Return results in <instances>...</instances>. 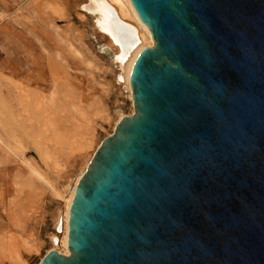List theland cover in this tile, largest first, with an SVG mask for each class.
I'll use <instances>...</instances> for the list:
<instances>
[{"label": "water", "instance_id": "95a60500", "mask_svg": "<svg viewBox=\"0 0 264 264\" xmlns=\"http://www.w3.org/2000/svg\"><path fill=\"white\" fill-rule=\"evenodd\" d=\"M130 2L154 40L133 114L78 180L70 254L40 264H264V0Z\"/></svg>", "mask_w": 264, "mask_h": 264}, {"label": "rangeland", "instance_id": "374dc122", "mask_svg": "<svg viewBox=\"0 0 264 264\" xmlns=\"http://www.w3.org/2000/svg\"><path fill=\"white\" fill-rule=\"evenodd\" d=\"M0 12V91L17 112L26 95L56 104L36 108L24 101L25 133L14 150L0 142V264H40L64 207L57 192L113 134L117 111L132 113L133 100L116 81L105 41L92 35L91 20L73 0H0ZM85 139L91 146L82 147ZM39 144L52 154L47 163Z\"/></svg>", "mask_w": 264, "mask_h": 264}, {"label": "bare ground", "instance_id": "6f19581e", "mask_svg": "<svg viewBox=\"0 0 264 264\" xmlns=\"http://www.w3.org/2000/svg\"><path fill=\"white\" fill-rule=\"evenodd\" d=\"M74 8L80 11L83 18L91 20L92 24V35L101 37L105 46L112 50V60L111 63L116 67L118 66L119 76L116 77L117 82H123V89L127 90L129 94V99L132 101V91L129 83L131 70L133 63L139 54V52L146 47H152L154 45V40L151 36V32L148 27L139 19L137 16L130 0H103L101 3H93L92 0H73ZM3 13L0 12V20L3 19ZM63 14L62 17H65ZM134 36H136L138 43L135 45ZM126 45L127 51L129 52L127 58H122L124 54V46ZM1 79V77H0ZM1 86V85H0ZM53 98V97H52ZM20 105L23 107L20 109L21 112L14 110L13 105L10 100L6 98L0 91V124L2 123V131L0 132V142L6 146L9 150H14L13 142L17 137L21 136L24 131L23 125L27 120L24 116V112L28 110L26 105H23L24 101L33 103V107L39 108L41 106L53 107L55 106V100H38L37 97H30L26 95L21 98ZM133 103H132V113L133 114ZM118 117L114 125V130L124 117L122 111H117ZM88 121V120H87ZM84 145L87 147L91 146V142L84 140ZM45 145L39 144L37 149L39 151V156L41 160L45 163L52 159V154L48 151ZM91 157L84 159L83 167L80 172L73 179L67 181L65 188L62 192H57L64 200V207L61 211L60 209L55 214L54 225L57 232L51 234L50 242L52 244V250H57L59 253L64 255H69L70 251L66 247V238L68 231L69 222V210L71 201L75 192L76 185L80 177L86 171ZM30 172L36 175L42 180H46L43 174L40 173L39 169L34 165H29ZM66 193V196L63 194Z\"/></svg>", "mask_w": 264, "mask_h": 264}, {"label": "snow or ice", "instance_id": "6c2138e0", "mask_svg": "<svg viewBox=\"0 0 264 264\" xmlns=\"http://www.w3.org/2000/svg\"><path fill=\"white\" fill-rule=\"evenodd\" d=\"M93 3H101L103 2V0H92Z\"/></svg>", "mask_w": 264, "mask_h": 264}]
</instances>
